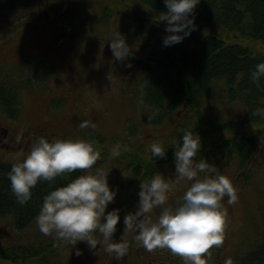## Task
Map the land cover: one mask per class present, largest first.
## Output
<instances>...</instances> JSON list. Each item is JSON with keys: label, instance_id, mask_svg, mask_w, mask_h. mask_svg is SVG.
<instances>
[{"label": "trees", "instance_id": "obj_1", "mask_svg": "<svg viewBox=\"0 0 264 264\" xmlns=\"http://www.w3.org/2000/svg\"><path fill=\"white\" fill-rule=\"evenodd\" d=\"M53 2L62 4L58 20L60 25L63 22L67 33L63 37L71 40L77 39L78 29L84 32L92 22L107 24L110 18L118 17L135 23L136 33H141L146 39L152 38L145 58L134 60L142 67L144 78L146 73L150 74L142 88L145 103L155 109L157 115L154 118L160 116L158 121L173 111H181L186 119L190 117L186 125H176L180 126L177 130L173 126L168 139L161 142L166 150L165 158L152 159L149 150L140 148L135 152L123 149L121 155L114 158L127 177L125 188L122 193L118 192L121 197L115 198L110 211L133 207V199L140 190V180L148 181L175 164V144L183 135L180 130L193 131L201 140L199 155L195 159L206 156L222 160L226 157L229 161L235 158L240 169L236 175L242 173L246 175H242L245 179L251 177L246 182L254 189L256 197H260V238L230 259L233 264H264V182L252 178L255 169L264 166V119L251 116L254 109L264 108V79L260 81L261 88H257L249 78L256 64L264 61V51L257 49V45L264 48V0H200L195 10L197 29L181 43L169 47H164L162 43L167 35L165 24L160 22L161 13L167 11L164 0H144L143 3L129 0ZM45 4L48 7L50 2ZM19 6L18 0H0V13L13 11ZM36 13L33 10L25 16L32 19ZM150 15L153 18L150 19ZM59 24H54L53 33L62 32ZM49 26L50 21H46L44 27L41 25L38 28L46 30ZM28 55L22 56L15 64L0 65V110L8 118L15 119L20 114L21 89L37 90L41 87L39 82L43 81L44 86L56 73L51 59L43 55ZM216 101L221 108L240 103L244 110L241 119L216 115L212 111ZM233 129H237L236 133L232 132ZM96 146L102 154H110L114 147L107 150L98 143ZM13 163L0 160V217L12 215L17 230L25 229L36 219L45 195L83 175L81 171H76L57 177L52 183L40 181L31 189V199L20 205L11 191L8 177ZM64 245L52 236L39 244H0V260L9 264H29L41 256L46 258L56 254ZM218 256L212 252L208 264H217ZM172 264H184V261L173 258Z\"/></svg>", "mask_w": 264, "mask_h": 264}, {"label": "rangeland", "instance_id": "obj_2", "mask_svg": "<svg viewBox=\"0 0 264 264\" xmlns=\"http://www.w3.org/2000/svg\"><path fill=\"white\" fill-rule=\"evenodd\" d=\"M48 1L50 5L47 7L45 2ZM53 1L18 0L21 6L7 13H0V65L15 64L22 56L37 54L51 59L55 63L56 71L44 86L43 81L39 82L41 87L37 90H20L22 107L17 118H8L0 110V160L21 162L40 137H44L50 143L54 139L74 141L83 139L95 141L107 150L119 143L121 149H126V152H135L139 148L147 151L152 143L167 140L173 126L188 123L190 117L184 118V113L181 111H173L166 118L158 121L160 116L154 118L157 115L155 109L147 105L143 97V104L138 103L142 96V88L149 80L150 74L146 73L144 78L142 67L136 65L134 60L145 58L152 38L146 39L141 33H136L135 23L112 17L107 24L92 22L84 32L78 29L77 39L71 40L63 37L67 33L63 22L62 25L59 24L58 10L62 4ZM129 1L144 2V0ZM33 10L37 13L32 19L25 16ZM149 18H153L152 15ZM46 21H50L51 26L46 30L38 28L41 25L44 27ZM55 23L63 28L62 32L53 33ZM117 31L126 37L132 54L123 63L114 59L108 45L113 33ZM257 49L264 51L260 45H257ZM128 63L132 66L126 67ZM214 103L217 107L215 105L212 111L216 115L241 119L244 110L240 103L222 108L217 101ZM84 120L94 123L95 129H79L78 124ZM178 127L180 126H176L175 129L177 130ZM236 130L233 129L232 132L236 133ZM198 155L199 153L196 156ZM109 156L110 154L101 153L92 173L95 174L97 168L105 173L109 172L107 177L109 186L117 192L116 197H118L120 196L118 192L122 193L125 188L127 173L120 169L116 159H109ZM201 160L214 166L220 174L227 176L238 195V201L234 205L227 203V196L222 201L227 209L224 247L211 250L219 255L217 264H224L226 260L242 253L247 246L255 244L260 238V197H256L254 189L246 182L251 177L245 179L242 176L245 174L242 173L235 175V171L240 169L235 166L236 162L233 159L227 163L226 157L218 160L205 156V158L200 157L199 160L195 159V162ZM160 175L167 182H173L175 164L169 165ZM203 177V173L198 174V178L203 179ZM252 178L257 182L261 180L264 182L263 165L255 169ZM191 183L193 181L185 180L176 185L168 194V205L173 209L178 207V201H181ZM138 199L137 194L133 199V207L122 208L119 213L121 219L113 240L120 242L123 234V239L129 243L128 253L123 259L118 260L114 255L105 253L100 245L94 254L89 250L86 242L81 241L75 248L65 244L57 251L58 254L47 255L46 258L41 256L29 264H172L173 258L179 257L167 254L166 252L169 251L166 249L147 252L135 242V233H123V217L126 213L135 210ZM112 204H109L106 211H110ZM124 204L121 205L125 207ZM161 210L156 208L150 214L153 221L158 218ZM96 236L98 240H102L99 233ZM50 237L40 232L36 219L25 229L17 230L12 215L0 217L1 245L30 242L39 244ZM77 248L82 251V255H75ZM0 264H9V262L0 260Z\"/></svg>", "mask_w": 264, "mask_h": 264}, {"label": "clouds", "instance_id": "obj_3", "mask_svg": "<svg viewBox=\"0 0 264 264\" xmlns=\"http://www.w3.org/2000/svg\"><path fill=\"white\" fill-rule=\"evenodd\" d=\"M200 0H164L166 12L160 15L165 24L166 36L163 46L181 43L197 29L195 10ZM182 33V35H181ZM110 51L116 61L123 63L130 53L126 37L117 31L109 42ZM128 63L126 67H131ZM251 82L261 88L264 79V61L256 64L250 72ZM143 93L139 104H143ZM253 117L264 119V108L258 107L251 113ZM151 119V117L149 118ZM90 120L78 124L79 129H95ZM183 135L175 144V180L167 182L160 174L148 181L140 180V191L135 210L123 217V233L133 232L134 240L147 252L168 250L181 258L184 264H208L212 248L223 246L227 227V209L222 204L234 205L238 195L231 180L220 174L211 164L195 157L201 148V140L193 131L181 129ZM121 145L117 143L110 152L109 159L121 155ZM151 158L163 159L166 150L161 142L150 145ZM100 150L95 141L54 139L51 143L40 137L21 162L13 163L8 173L11 191L20 205L31 199V189L38 182L52 183L57 177L81 171L80 175L66 186L58 187L43 198L41 210L36 217L38 229L45 236L75 248L78 242H86L94 254L98 245L102 251L123 259L129 250V243L120 237L113 240L120 223V209L106 211L115 202L117 195L108 183V173L92 169L100 159ZM203 173V179L198 174ZM193 181L173 209L168 205L169 193L181 181ZM167 205V206H165ZM161 208L158 218L153 221L151 213ZM102 237L98 240L96 234ZM75 255H82L80 249ZM225 264H233L229 258Z\"/></svg>", "mask_w": 264, "mask_h": 264}, {"label": "bare ground", "instance_id": "obj_4", "mask_svg": "<svg viewBox=\"0 0 264 264\" xmlns=\"http://www.w3.org/2000/svg\"><path fill=\"white\" fill-rule=\"evenodd\" d=\"M232 159L236 162V163H235V166L238 167V162H237V160H236L235 158H232ZM232 159H230V160H232ZM230 160H229V161H230ZM229 161H227V163H228Z\"/></svg>", "mask_w": 264, "mask_h": 264}]
</instances>
